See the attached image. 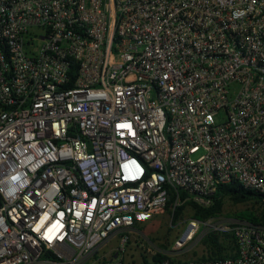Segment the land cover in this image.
<instances>
[{
    "label": "built area",
    "instance_id": "obj_1",
    "mask_svg": "<svg viewBox=\"0 0 264 264\" xmlns=\"http://www.w3.org/2000/svg\"><path fill=\"white\" fill-rule=\"evenodd\" d=\"M230 184L264 202V0H0V264H123L171 189ZM185 226L158 264H264L260 224Z\"/></svg>",
    "mask_w": 264,
    "mask_h": 264
},
{
    "label": "trees",
    "instance_id": "obj_2",
    "mask_svg": "<svg viewBox=\"0 0 264 264\" xmlns=\"http://www.w3.org/2000/svg\"><path fill=\"white\" fill-rule=\"evenodd\" d=\"M175 196L176 192L171 189L169 191V200L166 204V212L172 216L171 224L173 225L177 224L182 218L186 205H189L192 209L194 219L203 220L222 214L225 204L230 203L232 205L252 204L253 208L251 210L234 213L233 216L264 226V202L262 201V196L251 190H246L238 184L220 186L213 197L212 205L207 208H202L192 202L174 206ZM181 197L184 199L186 195L181 193ZM226 238L230 239V236L225 235L224 237L219 233L207 234L202 241L206 252L200 258L215 259L227 257L228 251L232 248V242L229 243ZM164 258V255L156 253L152 257L151 262L144 260V264H158Z\"/></svg>",
    "mask_w": 264,
    "mask_h": 264
},
{
    "label": "rangeland",
    "instance_id": "obj_3",
    "mask_svg": "<svg viewBox=\"0 0 264 264\" xmlns=\"http://www.w3.org/2000/svg\"><path fill=\"white\" fill-rule=\"evenodd\" d=\"M179 205H184V203H180ZM252 208V204L232 205L226 203L222 214L227 217H235L233 216L234 213L251 210ZM171 219L172 216L165 212L162 215L156 216L150 222L137 225L132 229L129 234V240L125 244L123 264H144V260L151 262L152 257L156 253H163L169 250L174 241L182 236L186 227L185 223L190 219H194L193 211L189 205H186L182 218L177 224H171ZM118 241L119 237L111 239L103 248L96 252L94 259H100L104 255L109 258L114 257ZM196 249L198 250L197 254H200L202 246L199 244ZM196 249L190 252V254L195 253Z\"/></svg>",
    "mask_w": 264,
    "mask_h": 264
}]
</instances>
